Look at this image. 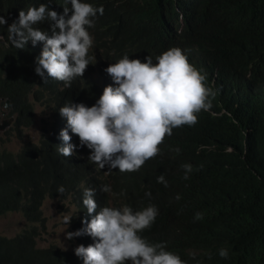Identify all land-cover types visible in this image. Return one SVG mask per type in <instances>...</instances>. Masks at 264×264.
Segmentation results:
<instances>
[{
    "label": "trees",
    "instance_id": "obj_1",
    "mask_svg": "<svg viewBox=\"0 0 264 264\" xmlns=\"http://www.w3.org/2000/svg\"><path fill=\"white\" fill-rule=\"evenodd\" d=\"M52 1L0 0V101H8L20 138L36 103L50 109L52 120L37 142L23 143L18 153L0 150V215L19 211L26 221L12 237L0 236V264H83L74 249L38 248L36 238L46 229V198L71 197L78 228L83 217L95 215L82 204L85 187L96 189L97 212L100 206L136 210L154 204L158 215L141 235L150 243L166 242L187 264H264V0H88L104 12L88 28L93 64L70 87L52 78L43 82L35 73L42 42L16 49L7 40L5 28L20 9L48 3L62 13L64 7ZM40 27L47 29V22ZM173 46L217 90L195 124L174 128L134 172L95 168L84 146L70 156L57 152L59 131L66 127L60 106L94 104L112 83L105 67L123 55L143 61ZM69 134L77 144L78 136ZM184 163L192 166L187 179ZM160 175L167 186L157 182ZM102 184L111 193L101 192ZM61 185L65 191L58 193ZM197 212L200 219H194ZM93 242L90 235L78 236V244ZM220 248L228 250L226 258L218 255Z\"/></svg>",
    "mask_w": 264,
    "mask_h": 264
},
{
    "label": "clouds",
    "instance_id": "obj_2",
    "mask_svg": "<svg viewBox=\"0 0 264 264\" xmlns=\"http://www.w3.org/2000/svg\"><path fill=\"white\" fill-rule=\"evenodd\" d=\"M52 2L60 9L64 7L63 12L58 13L48 3L20 9L17 18L5 28L7 40L16 49H24L29 41L33 46L42 42L39 55L34 57L35 73L43 82L52 78L70 87L71 81L83 77L86 67L93 64L89 55L93 37L88 28L104 8L88 0ZM45 22L47 29L40 27ZM4 25L5 17L0 15V26ZM104 71L112 83L103 88L94 104L71 101L58 109L66 118V127L59 131L63 143L56 144L57 152L70 156L75 149L87 147L88 161L97 169L107 165L108 170L118 169L121 173L139 170L158 153V145L166 135L170 136L174 128L195 124L197 114L208 111L217 95V90L206 83L207 73L190 63L186 53L176 46L155 58L146 55L143 61L125 54ZM69 129L78 136L77 144L70 142ZM181 167L187 179L192 166L184 163ZM156 179L167 186L163 175ZM99 189L104 193L112 191L108 184ZM64 191L63 185L57 188L58 193ZM95 194L93 187L83 189L82 204L88 214L95 215L90 220L83 217L80 228L65 232L67 239L92 237L93 243L74 248L83 264H187L178 253L166 249V242L150 243L141 235L158 215L154 204L136 210L129 204L100 206L97 212ZM145 195L150 196V192ZM72 217L63 216L62 223L68 225ZM200 218L201 213H195L194 219ZM218 255L226 258L228 250L220 248Z\"/></svg>",
    "mask_w": 264,
    "mask_h": 264
},
{
    "label": "rangeland",
    "instance_id": "obj_3",
    "mask_svg": "<svg viewBox=\"0 0 264 264\" xmlns=\"http://www.w3.org/2000/svg\"><path fill=\"white\" fill-rule=\"evenodd\" d=\"M8 109L9 107L0 101V126L3 121L9 120V117L12 118L8 125L0 128V150L16 154L23 143L29 140L37 142L43 130L51 125L50 109L43 104L36 103L33 122L22 130L20 138L13 124L14 116L9 113ZM42 211L46 219V229L36 238V247L44 248L53 245L63 250L74 249L78 245V237L72 239L65 237V232L78 229L76 223H79V215L75 211L71 197L46 198L42 205ZM65 215L74 216L68 225L62 223V217ZM25 226L26 221L19 211H8L0 215V236L12 237L23 230Z\"/></svg>",
    "mask_w": 264,
    "mask_h": 264
},
{
    "label": "water",
    "instance_id": "obj_4",
    "mask_svg": "<svg viewBox=\"0 0 264 264\" xmlns=\"http://www.w3.org/2000/svg\"><path fill=\"white\" fill-rule=\"evenodd\" d=\"M8 105H9L8 101H5V106H8ZM11 119H12V118L9 117V120L3 121V122L1 123L0 128H2V127H4V126L8 125L9 122L11 121Z\"/></svg>",
    "mask_w": 264,
    "mask_h": 264
}]
</instances>
